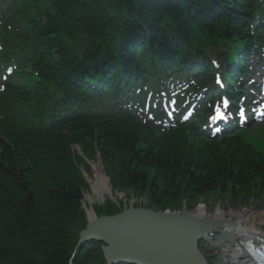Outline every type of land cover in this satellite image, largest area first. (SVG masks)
Masks as SVG:
<instances>
[{
	"label": "trees",
	"instance_id": "1",
	"mask_svg": "<svg viewBox=\"0 0 264 264\" xmlns=\"http://www.w3.org/2000/svg\"><path fill=\"white\" fill-rule=\"evenodd\" d=\"M57 10L48 16L40 36L82 40L91 55L100 57L109 44L108 28L119 29L124 44L145 28L165 47L167 30L177 34L175 46L201 29L226 22L225 29L243 33L241 0H51ZM216 20H220L216 24ZM194 28L193 34L190 29ZM88 38V39H87ZM67 39V38H66ZM61 51L66 67L72 59L61 39L49 47ZM177 48L175 47V50ZM80 136L70 139L37 133L3 132L0 135V264H106L102 242L88 241L77 248L82 225L84 178L72 144L83 146L96 158L120 192L148 196L157 210L193 209L210 197L231 196L235 201L264 197V160L245 151L204 155L169 138H155L130 124H84ZM216 161H206L211 156ZM94 160V159H93Z\"/></svg>",
	"mask_w": 264,
	"mask_h": 264
},
{
	"label": "water",
	"instance_id": "2",
	"mask_svg": "<svg viewBox=\"0 0 264 264\" xmlns=\"http://www.w3.org/2000/svg\"><path fill=\"white\" fill-rule=\"evenodd\" d=\"M171 221H181L187 229L203 224L200 218L189 214L130 208L90 221L80 234L79 245L89 239L106 242L102 250L108 264H207L197 245L202 236L199 231L189 232V241L181 243ZM210 224L213 227L215 223ZM225 237L229 238L228 234Z\"/></svg>",
	"mask_w": 264,
	"mask_h": 264
},
{
	"label": "bare ground",
	"instance_id": "3",
	"mask_svg": "<svg viewBox=\"0 0 264 264\" xmlns=\"http://www.w3.org/2000/svg\"><path fill=\"white\" fill-rule=\"evenodd\" d=\"M19 9V7H15L13 11ZM0 18H5L4 15L0 14ZM36 24H39L38 22ZM35 24V25H36ZM40 26V25H39ZM38 26V27H39ZM11 27V25H0L1 30H6ZM7 32V30L5 31ZM52 47H49V51H52ZM206 161H216V156L212 155L210 159H204ZM95 170L98 175V181L93 186L95 194L99 197L100 200L105 198V194H111L110 186L112 188H117L116 184H114L111 180L109 183L108 178L103 175L102 167L98 165L95 166ZM105 170V168H104ZM110 184V186H109ZM137 208V207H131ZM187 210V212L184 210ZM130 208H128L129 210ZM137 209H146L138 207ZM149 210V209H148ZM168 212H174L179 215L180 214H189L193 215L196 218H200L203 221V224L200 225L199 228L195 229L189 226L191 229H187L186 226L180 221L175 222L171 221L181 240V243L185 241H189V232L199 233L202 235L201 238L197 241V245L199 246L201 242L209 244V245L217 247V249H221V254L229 257H224L222 259L224 264H257L254 260L252 254H257V252L252 248V246L257 248H261L263 246L262 242L264 241V236H262L258 230L257 225L260 217L256 211L250 210H225L218 209L214 213H208L203 206H199L196 209H189L186 205L182 206L181 212L177 210L167 209ZM90 216L89 220L91 222L98 219L97 215L94 212L89 211ZM123 211H120L121 213ZM211 222L215 224L213 227L211 226ZM216 222H220L218 225ZM191 224V223H190ZM83 231V230H82ZM225 234H228L229 238L225 237ZM95 239H90L89 241ZM221 240V241H219ZM214 242V244H212ZM104 243V242H102ZM106 243V242H105ZM199 243V244H198ZM252 243V244H249ZM252 245V246H251ZM81 246H77L79 248ZM199 248V247H198ZM200 250V249H199ZM207 262V261H206ZM207 264H209L207 262Z\"/></svg>",
	"mask_w": 264,
	"mask_h": 264
},
{
	"label": "rangeland",
	"instance_id": "4",
	"mask_svg": "<svg viewBox=\"0 0 264 264\" xmlns=\"http://www.w3.org/2000/svg\"><path fill=\"white\" fill-rule=\"evenodd\" d=\"M248 137V136H247ZM252 135H249V138H251ZM254 138H264V129L260 125H256L253 133ZM102 167L103 169V175H105L108 178L109 183H111L110 176L106 173L104 170V167L102 166V162H100V159H97L96 161L92 162L90 164V168L86 170L84 168L83 172V178L85 182L84 186V196L83 200L81 202V210H82V225H85L86 223H89V216L90 212H94L97 217L101 216H108L117 214L120 211H124L131 207H141L146 209H153L157 210L156 208L152 207L151 199L146 196H140V194L136 192H120L116 188H112L110 186L111 194H105V198L103 200H100L99 197L95 194L93 186L98 181V175L95 170V166ZM199 206H203L205 210L208 213H214L218 209H225V210H252L256 211V213L260 217L257 230L258 232L264 236V197L261 195L256 194V196H253V198H245L240 200H233L231 196H223V197H210L207 200H202L197 202L193 206L194 209L198 208ZM182 208V207H181ZM185 210V208H184ZM173 211V210H172ZM187 212V210H185ZM181 212V211H180ZM85 223V224H84ZM81 227V226H80ZM79 227V228H80ZM76 226V228H73V235L74 237L78 238V246H80V230ZM213 243V242H212ZM210 244V243H209ZM207 243L201 242L199 245V249L203 256L206 258V261L209 264H224L222 259L225 256L224 254H221V249H217V247L211 246ZM214 244V243H213Z\"/></svg>",
	"mask_w": 264,
	"mask_h": 264
}]
</instances>
